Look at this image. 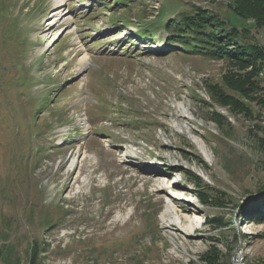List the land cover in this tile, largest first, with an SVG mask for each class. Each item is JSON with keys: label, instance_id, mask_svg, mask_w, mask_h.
Wrapping results in <instances>:
<instances>
[{"label": "rangeland", "instance_id": "1", "mask_svg": "<svg viewBox=\"0 0 264 264\" xmlns=\"http://www.w3.org/2000/svg\"><path fill=\"white\" fill-rule=\"evenodd\" d=\"M55 2L0 0V264H231L239 246L264 264V220L239 210L264 191V71L245 94L223 61L156 53L194 6L247 43L264 31L234 0Z\"/></svg>", "mask_w": 264, "mask_h": 264}, {"label": "trees", "instance_id": "2", "mask_svg": "<svg viewBox=\"0 0 264 264\" xmlns=\"http://www.w3.org/2000/svg\"><path fill=\"white\" fill-rule=\"evenodd\" d=\"M231 6L237 17L253 21L256 29L264 31V0H234ZM164 32L167 34L168 44L156 52L158 55L176 51L223 61L229 65L233 74L222 81L228 89L235 91L236 87H240L239 92L244 91L243 93L247 94L252 88L261 87L259 73L264 71V47L257 43H247L243 39L247 38L246 31H238L234 27L228 29L210 11L194 6L189 13H182L168 21L164 25ZM154 35L151 30H142V37L149 42H153ZM212 86L208 87L212 103L227 105L233 101L232 96L226 95L222 88L218 87L220 85ZM196 195L202 204L207 202L202 192L196 191ZM248 200L250 202L239 209L241 217L247 221L264 220V191L260 192L259 197ZM36 253L37 249L32 251V257ZM217 262L218 259H215L213 264Z\"/></svg>", "mask_w": 264, "mask_h": 264}, {"label": "bare ground", "instance_id": "3", "mask_svg": "<svg viewBox=\"0 0 264 264\" xmlns=\"http://www.w3.org/2000/svg\"><path fill=\"white\" fill-rule=\"evenodd\" d=\"M62 2H63V0H56V2H55V5H61L62 4ZM9 15V14H8ZM61 15H64V13H60V16ZM66 17V14L64 15V16H62L61 17V19L60 20H62L63 22H67L68 23V18H65ZM56 20V19H55ZM85 59V60H84ZM83 60L84 61H87V59L86 58H84ZM88 62V61H87ZM84 64H83V66H81V70L83 69V68H86V66H87V64L85 63V62H83ZM89 63V62H88ZM180 107H181V110L183 111V113L185 114V115H187V116H191V114L189 113V109L186 107V106H184L183 104H180ZM188 131H189V127L187 126V125H185L184 126ZM178 128H180L179 126H178ZM183 128V127H182ZM190 135H191V133H189ZM191 139H192V141L194 142V144L196 145V146H198V148L202 151V153H203V155H204V157L206 158H210L209 157V155H208V151H207V149H206V147H205V145H203L202 143H200V141H199V139L198 138H196V137H194V136H192L191 137ZM85 152V151H84ZM80 166V165H79ZM81 173V172H80ZM77 177V176H76ZM76 180H77V178H76ZM79 180V179H78ZM77 180V181H78ZM76 181V182H77ZM168 202V201H167ZM170 212H172V207H171V204L168 202L167 203V206H166V210L163 212V217L165 218L166 216H168L169 214H171ZM171 225L173 226V227H176L177 228V231L178 232H180L181 231V233H184L185 231H186V229L184 228V225H183V220H181V219H178V221H176L175 219H171ZM248 228V226L246 227V229ZM187 232V231H186ZM237 249H238V258H239V260H240V263L241 264H248V261H249V257H250V255H251V253H250V251H249V249L248 248H246V247H242V246H239V247H237ZM235 255H236V250H235V252H234V255H233V257H232V261H231V264H234L235 263Z\"/></svg>", "mask_w": 264, "mask_h": 264}, {"label": "built area", "instance_id": "4", "mask_svg": "<svg viewBox=\"0 0 264 264\" xmlns=\"http://www.w3.org/2000/svg\"><path fill=\"white\" fill-rule=\"evenodd\" d=\"M234 264H241L240 260L238 258V249H236V255H235V263Z\"/></svg>", "mask_w": 264, "mask_h": 264}, {"label": "water", "instance_id": "5", "mask_svg": "<svg viewBox=\"0 0 264 264\" xmlns=\"http://www.w3.org/2000/svg\"><path fill=\"white\" fill-rule=\"evenodd\" d=\"M254 197H249L248 199H253Z\"/></svg>", "mask_w": 264, "mask_h": 264}]
</instances>
